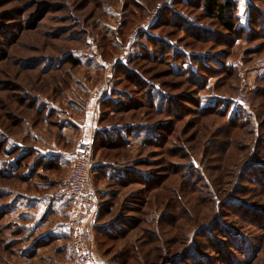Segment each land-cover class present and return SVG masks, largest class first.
I'll return each mask as SVG.
<instances>
[{"label": "rangeland", "instance_id": "374dc122", "mask_svg": "<svg viewBox=\"0 0 264 264\" xmlns=\"http://www.w3.org/2000/svg\"><path fill=\"white\" fill-rule=\"evenodd\" d=\"M186 1L0 0V205L34 189L52 201L69 176L74 160L23 176L33 162L47 161L34 146L75 148V155L91 143L100 202L94 222L105 228L93 230V264H264V222L242 208L264 215V0H236L246 29L253 2L262 17L257 29L251 26L259 36L245 34L231 47L215 36L202 42L207 27L224 32ZM174 22L202 30L187 33ZM151 38L158 43L150 45ZM161 42L178 58L173 67L156 50ZM146 55L153 59L142 60ZM69 56L79 60L76 67ZM223 62L234 76H225ZM182 71L207 85L199 89ZM148 87L153 108L144 98ZM212 93L229 103H220L222 114H199L198 96L200 107L209 108L217 102ZM168 96L167 116L160 110L168 108ZM82 123L90 124L83 132ZM163 123L165 140L147 144V128ZM100 134L113 138V147ZM14 147L27 157L15 175ZM97 162L119 165L120 181ZM15 221L0 220V264H29L12 257L22 246L12 243Z\"/></svg>", "mask_w": 264, "mask_h": 264}, {"label": "crops", "instance_id": "0c3cea01", "mask_svg": "<svg viewBox=\"0 0 264 264\" xmlns=\"http://www.w3.org/2000/svg\"><path fill=\"white\" fill-rule=\"evenodd\" d=\"M87 125L90 124L82 123L78 125L77 129H81V132H83L84 129H87ZM66 127L68 126L66 125L63 129L66 130ZM33 148L37 155L47 158L45 163H48V165L33 162L34 165L29 167L23 176L28 177V174H31L34 168L39 165L42 168L48 166V169H55L60 166L68 168L71 165L69 163H73L75 148L68 152L57 149V147L41 149L42 147L34 146ZM17 157H20V154ZM14 162L13 172L16 169V161ZM97 163V165L105 167L102 172L106 173L105 176L110 180L120 181L123 170L119 165L108 164L107 167L105 162ZM42 186L38 184L40 189ZM41 194L34 189L29 193H19L17 195L14 193L11 196V201H13L11 207L12 217L17 219L13 223V226H16V231L13 234L18 235L12 243L17 244L18 241L22 243L21 248L14 251L12 257L23 263L27 261L29 264H77L73 257L70 242V224L74 214L73 206L68 201H49ZM96 226L101 225L99 223L91 225L94 231Z\"/></svg>", "mask_w": 264, "mask_h": 264}, {"label": "trees", "instance_id": "16d2710c", "mask_svg": "<svg viewBox=\"0 0 264 264\" xmlns=\"http://www.w3.org/2000/svg\"><path fill=\"white\" fill-rule=\"evenodd\" d=\"M176 1H178V0H176ZM253 4H254V2L249 6V18H248L249 29H246V26L245 25L242 26L241 23H240V17H239V14L237 13L238 11L236 9V0H189V2L186 1V5L187 6H185V7H188V6L189 7L191 6L192 8L196 7V6L201 7L203 9V14H204L205 18H207V20H214V22H215L214 24L218 28L222 29V31L224 32L222 35H220L219 29H216L215 26L207 27V29L204 30L207 33V35H205V37L206 36L207 37L203 38L202 42L211 41V39H212L211 36H215L216 39H214V40L216 42H223V43L226 44V46L231 47V46L235 45V42H237L238 40L242 39L245 34L249 35L248 37H250L253 34V32L256 35H258L255 31H253L251 29V26L254 27V29H257V26L259 25L257 21L262 17L261 16L262 13L259 10H257V7L254 6ZM176 5H177V2H176ZM174 19L175 20H179L178 22H182V20L179 19V16H175ZM184 19H185V17H184ZM178 22H174V25L184 29L187 33H190V31L194 32V30L198 33L200 30H202V29L197 28L195 25H191V24L187 25V23H185V22H183L180 25V24H178ZM260 22H262V21L260 20ZM192 28H194V29H192ZM9 35L6 34V36H9ZM195 37L196 38L197 37L200 38V36H195ZM225 39H227V41ZM156 43H158V40H156L155 38H151L150 39V45H153V44H156ZM161 44L162 45H160L159 48L156 49L157 52L158 53H160V52L161 53H165V59L168 60V63L170 64V66L173 67L172 64L173 63H177L178 58L177 57L174 58L172 56L171 57L168 56L167 53H168L169 49L167 48V45H165V43H163V42H161ZM194 56H195V59H197L196 60L197 64L199 66L201 65V68L204 71H207V72L209 71L211 73H215L211 69H209L207 67L206 68L204 67V65L202 63V60H201V58L199 56L198 57H196V55H194ZM147 57L149 59H153V58L149 57V55L148 56L147 55L146 56H142L141 59L144 60ZM173 58H174V61H173ZM198 58H200V59L198 60ZM204 58H205L204 60H206V57H204ZM207 59L209 60V58H207ZM67 60H68L67 61L68 64H70L73 67H76L79 64V60L75 59L73 56H69V58ZM219 68L221 70H227V72L225 74V76H227V78H230V77L234 76V72L235 71H234V67L233 66L231 68L229 65H226V63L223 62V63H219ZM188 72L189 71L183 72V73L185 74L186 77L190 78V75H188ZM190 74H191V76L195 75L194 71H192V70H190ZM127 78L133 84L142 85L143 89L146 88V86L144 84L139 82V77L136 76L135 74L128 73ZM190 80L192 81V83H195V84L198 83L193 78H190ZM198 84L199 85L196 84V86L199 89H202V88H204L207 85V84L205 85V83H204L203 86H201L203 83L202 84L198 83ZM148 91L146 92L144 98H148V100L150 98V101H151L155 97V93H153V91L150 89V87H148ZM212 94H213L212 95L213 98L216 99L217 102H216V104L214 106H209V108L208 107H206V108L200 107L201 98H200V96H198L199 98L196 100V105H197V112L199 114H201V115L208 114L209 112L213 111L214 109L217 110L216 112H220L221 113L222 111H219L220 110V103L222 101H223L222 103H225V104L229 103V101L226 100L227 99L226 97L220 96L221 94L220 95H216L215 93H212ZM167 99H168V101H167L168 102V105H167L168 108L167 109L164 108V109L160 110V112L161 113H166L167 116H168V114H170L172 112V108H173V104L172 103H173V101H172L170 96H168ZM152 102L153 101H151V103H149V106H151L153 108V105L154 106H156V105L153 104ZM146 104H148V103H146ZM216 106H219V107L217 108ZM211 107H215V108H211ZM157 108H160V107H157ZM176 117H179V114ZM230 120H231L230 122L235 123L234 119H230ZM146 131L148 133H147V135L145 134L144 137H145V140H146L147 144L153 145V144L159 143L160 141L165 140L164 132H169L168 123H163V124L156 125L155 127L151 128V129L147 128ZM98 138L101 139L100 142L103 141L104 145L113 147V145H112L113 142L111 141V143H110V140H114L113 138L109 139L107 137H103L102 134H100L98 136ZM104 141H106V142H104ZM16 153L18 154V149H17V147H14L12 149V156H14ZM28 157H30V155H28ZM25 158H27V157L20 156V157H17L16 159H14L16 161V170H18L21 167V164H22V162L24 161ZM40 165H41V163H40ZM45 168H48V166H45ZM153 180L154 179H151V181H153ZM263 183H264V180H263ZM12 204H13V201L10 200L9 202L0 205V220H3L4 218H6L8 216L12 217V211H11ZM240 206L242 207L243 205H240ZM242 208L244 209V212H246L248 215L250 214L249 218L254 216L253 218H258V219L261 220V221L259 220V222H262V223L264 222V215H262V213L260 211L254 210L253 208L249 209L250 207L247 208V207L243 206ZM166 216H167V220L168 221L169 220H174V216L173 215L169 214V215H166ZM96 230L97 231H101V230H105V228L96 226L95 227V231ZM108 237L109 238H115L111 234L108 235ZM258 251L259 250L257 249L256 250V254H257ZM254 258H256V257H254ZM250 263L251 262H248V264H250Z\"/></svg>", "mask_w": 264, "mask_h": 264}, {"label": "built area", "instance_id": "2783aa9c", "mask_svg": "<svg viewBox=\"0 0 264 264\" xmlns=\"http://www.w3.org/2000/svg\"><path fill=\"white\" fill-rule=\"evenodd\" d=\"M92 145L81 144L74 155V165L67 178L49 197L52 201H68L74 208L71 219V248L77 264H93V229L100 202L92 187Z\"/></svg>", "mask_w": 264, "mask_h": 264}]
</instances>
